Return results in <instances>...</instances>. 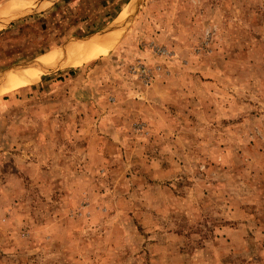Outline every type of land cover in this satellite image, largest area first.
<instances>
[{"label": "rangeland", "instance_id": "374dc122", "mask_svg": "<svg viewBox=\"0 0 264 264\" xmlns=\"http://www.w3.org/2000/svg\"><path fill=\"white\" fill-rule=\"evenodd\" d=\"M128 1L0 26V76L115 35L0 95V264H264V0Z\"/></svg>", "mask_w": 264, "mask_h": 264}, {"label": "bare ground", "instance_id": "6f19581e", "mask_svg": "<svg viewBox=\"0 0 264 264\" xmlns=\"http://www.w3.org/2000/svg\"><path fill=\"white\" fill-rule=\"evenodd\" d=\"M45 1L46 0H14L11 1L10 4L16 6L17 8H22L26 5L32 4V2L36 3ZM4 8L5 7L0 9V13H4L0 16V26L15 15V13H12L13 15L8 13L10 11L5 12L6 9L4 10ZM125 11L126 10L123 12L125 13ZM97 32L100 34L98 35L94 33L77 38L75 42L70 43L63 50V52L54 49L41 54L38 58L37 64L28 66L23 72L10 69L3 72L4 74L7 73L8 82L0 85V95L13 89L19 84L23 85L22 83L34 80V78H36L40 73H42L40 77H43L47 73L54 72L65 67L80 66L95 57L106 54L114 42L115 35L113 36V34L109 32L108 26H105Z\"/></svg>", "mask_w": 264, "mask_h": 264}, {"label": "water", "instance_id": "95a60500", "mask_svg": "<svg viewBox=\"0 0 264 264\" xmlns=\"http://www.w3.org/2000/svg\"><path fill=\"white\" fill-rule=\"evenodd\" d=\"M143 0H129L127 5L125 6V8L123 10H126L125 13L122 12L119 14L120 17H123L121 18L119 21L122 23V24H125L127 22V15H128V12L130 9H132L133 7H136L138 6ZM42 6L40 4L38 5H35L33 7H31V4L30 5H27L26 7H20V8H13L12 10H9L10 12L9 13H15L14 16H17V15H20V14H24L25 12H28L30 10H36V11H40L42 8ZM13 15V14H12ZM121 25V24H119ZM75 41L73 40H68L66 41L64 44H62L58 49L56 50H59L61 52H63V50L70 44V43H73ZM38 58L39 57H36V58H33L31 59L30 61L24 63L22 66H19V68L17 70H19L20 72H23L25 68H27L28 66L30 65H33V64H37V61H38ZM8 82V75H3V76H0V84H3V83H7Z\"/></svg>", "mask_w": 264, "mask_h": 264}]
</instances>
